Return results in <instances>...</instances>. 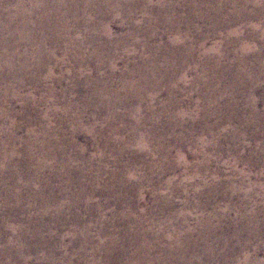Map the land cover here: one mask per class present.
<instances>
[{
  "label": "bare ground",
  "instance_id": "1",
  "mask_svg": "<svg viewBox=\"0 0 264 264\" xmlns=\"http://www.w3.org/2000/svg\"><path fill=\"white\" fill-rule=\"evenodd\" d=\"M96 1L100 0H0V13H2L3 17L0 19V106H9L12 108L17 101H22L24 113L21 112V116L26 123L32 125V128L27 130L23 137H20L18 133L21 127L13 122L16 112L14 113L10 110H2L0 112V119L5 121L0 126V157L4 162L3 165L0 164V197H3V202L0 204V214H7L6 216L9 220L14 218L17 212L25 215L28 214V216L26 215L28 220L25 222L26 230L23 229L21 232L17 231L18 234L14 240L22 242V244L26 243L25 248L29 251L38 249V246L43 248V250L41 249L43 252L53 251L57 246L62 247L64 245L63 235H51L47 238L48 240L43 237L44 230L52 231L59 225L57 222L47 225L44 223L45 218L48 216H58L66 208L71 209V207H74V203H70L73 196L80 197L76 194H81L93 182L100 181V178H90L85 171L84 168L88 162L85 159L86 148L78 142V137L82 132H86L87 134L94 133L96 128L94 122L96 120H102L106 123L99 130V134L103 141V147L109 150L110 153H116L118 150V142H115L116 139L115 141L114 139L112 140V135H118L120 137L119 140L125 142L121 139V135L126 131V124H128L130 127V137L138 139L135 150L138 152L151 151L154 154L160 152L162 154L165 152L162 144L164 141L162 142V140L166 139L165 136L171 135V129L173 134H175L176 129L173 126L177 128L183 127V125L178 123L184 117L190 116L189 111L191 105L195 108L201 107V104L198 106L200 102L203 104L198 115L205 120H209L212 116L220 115L219 120L212 124L207 123V127H205L207 133H210V137L214 141L229 136L231 140L238 142V140H245L250 135L249 128L252 125L248 123V117L238 122L237 125L239 127L241 126V129L243 127L245 128L243 129L244 131L241 130L240 132H236L235 130L237 129L228 120L225 106L234 105L237 99L244 100L240 110H248L250 113L249 118L255 119L256 121L260 119L259 111L256 108L260 104V101L256 98L255 93L257 92V86L261 85V81L264 78V53L262 52L264 48V25L255 23L247 26V29L243 30L236 27L229 32L228 28L238 26L245 20L257 19L260 13L264 11L263 9H259V11L251 10L249 12L245 8L248 3H251L249 0H244L242 8H238L240 4L239 0H229V3L234 6V11L231 15H226L224 13V5H218L219 3H216L220 0L216 2L208 0V5H212L215 2L217 6L213 9L211 8L208 14H206V10L203 11L205 13H201V17H198L199 21L201 19L205 25H208L207 31L202 32L203 30H200V28L192 29L191 21L187 18L188 16L186 17V13L197 8L199 5L207 4L206 2L201 4L197 2L198 0H192L191 4L187 5L184 0H161L157 6L153 7L154 0H101L103 3L102 7L99 8V10L102 9L100 12H103L101 17L106 19V14L112 13V21L114 23L119 20V22L128 24L127 26L130 27L129 30L132 31L131 33L129 32L128 34L114 38L111 25H101L99 23L97 26L95 14L93 13ZM253 3L260 5L261 0H255ZM153 9H168L176 13L170 21L168 19L172 30L171 32L174 36L170 40L168 39L169 41L165 42V44L155 46L150 45L149 42L139 44V42L134 40L130 48H127L125 44L131 39L133 33L140 30L143 27L142 25L145 24L150 25L152 28L151 32L149 30L150 39H163V35L155 30L160 24V20L143 19L142 21H136L138 10L150 11ZM199 10L201 11L202 7ZM223 16L224 21L222 22ZM71 22H73L72 27L70 26ZM182 25L185 26V34L180 29ZM80 31H83V35H78ZM192 32L195 35L193 38L191 36ZM223 32H227V37L223 39L225 42L223 47L226 46L227 49L226 57L224 58L222 56L214 60L216 64L214 63L211 70L212 77H207L206 79L200 75L198 76L195 83L202 87L203 94H200L197 99L195 98L196 100H192L191 92L193 91V86L191 89H188L186 86L187 72L185 65L193 62L196 72L202 71V66H205V64L211 65V60H209L210 55L219 52L220 47L215 46L209 48L207 47V42L211 37L218 36ZM255 32L260 33L257 35ZM249 35L255 39V42L251 43L253 45L255 44L253 47L248 45L250 43ZM15 37H17L16 40H20L19 43L16 40L12 41ZM21 43L26 44V46L20 50L19 44ZM45 46H50V50H47ZM87 48L92 49L89 55L90 62L92 63L86 69H82L85 65L84 63H87V60L84 61V57L79 59L77 55L80 53L83 54V51ZM55 49H60L63 55L61 63L59 64L65 65L66 63V65L70 64L71 67L63 72L59 79L54 77L55 68L53 66L47 68L48 63L55 58ZM139 49L141 51L138 54ZM71 53L75 57L70 58ZM133 54L137 57V61L134 60L133 62ZM29 57L37 61L38 66L36 69L38 71L43 70V68L47 69L44 77L39 78L30 72L28 65ZM250 58H254V60ZM224 60L228 62V66L223 64ZM250 60L252 61L250 62ZM119 63H123V68H119ZM59 64H56L57 68H59ZM16 70L20 71V73H16ZM103 70L105 72L101 74ZM203 71L205 72V70ZM54 78V86L47 88L45 93L41 95V98L32 96L29 86L41 83L43 80L51 79L54 81ZM65 79L73 80L74 87H80L79 84L82 85L85 88L86 95L79 101L73 102L71 90L66 89L60 94L56 90V86L64 83ZM5 84L6 86H3ZM241 90H245L246 93L243 94ZM163 93H165L166 99L155 110L153 107L157 105L159 97ZM183 93H190L188 96L190 97L189 102L187 99H182V96L180 97V94L182 95ZM240 95L241 98H239ZM262 95L264 96V93ZM54 98L60 100L59 106L54 104ZM52 99L53 107L50 108V112L46 113L43 117H38V114L34 110L37 108V105L47 104ZM87 109H92L90 110L91 113H85ZM72 111L74 113L70 115ZM142 113H146L147 116H142ZM155 113L158 115L156 121L154 123L150 122ZM31 114L33 117H31ZM11 118L12 120H10ZM51 118L55 123L57 132L55 138L51 137L52 130L47 125L48 120ZM84 123L87 124L86 128ZM118 123H122L121 126ZM148 124L150 126L147 132L145 135H141L139 132L140 126ZM257 126L260 128L257 130L258 132L260 131V136L263 139V124H258ZM214 130H218L217 135L212 134ZM159 131L160 135L158 136ZM250 138L255 139L252 136ZM149 139L155 140L156 147L152 150L145 151V142ZM174 139L178 143L181 141L178 137ZM171 140L173 139L171 138ZM199 140L202 141L203 139L200 138ZM236 149L237 146H234L231 152L237 153L238 150ZM255 150V153H261L258 156L263 158L252 159L250 166L257 167L264 165V149L257 146ZM70 151L73 152L71 157L66 155ZM167 154L163 153L162 155L166 157ZM38 155L41 156V159L37 161L38 169H34V158ZM210 159L205 158L197 163L198 168L205 167L210 162ZM50 162H54L55 164L53 165L51 163L50 166ZM117 162L120 161L118 160ZM75 166L76 169H80L81 171L79 178H74L71 173V170ZM167 169L173 170L172 167L162 168L160 172H164ZM221 170L219 171L221 172ZM6 171L7 175L3 176V172ZM47 173L49 175H46ZM263 174L264 167L262 173L255 177V182L248 185L249 192L256 193L258 190L264 192V182H261ZM238 175L239 181L246 178L245 173L242 171ZM68 177L71 180H68V184L64 186L63 180L69 179ZM133 177L131 174L127 175L126 179L122 177L123 179L121 181H117L119 186L116 185V187L121 188L122 186H126L127 183L129 184L131 182ZM46 178H49V181L53 179L56 185L52 186ZM193 179L194 177H186L184 182L187 183ZM144 181L140 179L136 186L141 187ZM172 182V179L167 180L168 188L172 187ZM240 184L242 185V183ZM36 185L40 187L37 190H35ZM199 186L200 184L195 187L194 191L196 195H200ZM73 187L75 190H72ZM21 189L28 191L29 195L27 199L36 201L29 202L28 206L23 210L20 209L22 202ZM46 190L49 191L48 194L45 193ZM54 190L59 191L57 195L68 198L69 201L62 202L61 204L52 203L56 201L52 200L55 197L54 195H56ZM232 191L234 190L232 189ZM213 196L212 194L211 197L210 195L208 197L212 198ZM249 202V198H245L237 208L226 205L225 209L221 211L215 208L213 215L202 214L203 216H200L197 220V225L200 234L199 241L201 242L199 243L200 246L202 245L198 251L200 250L202 252L201 254L197 255L195 253L197 251V245H199L197 241H191L188 238L191 234L190 229H186L184 233H181L178 229V232H180L179 236H183L182 240L175 236L172 238V241L169 240V244L171 245V250L174 249L175 252H181L182 256L178 254L167 255L162 263L264 264V259H260L258 256L264 251V201L261 202V206L254 207L249 206ZM187 204H190V201ZM207 206L208 203L200 207L202 212L208 210ZM162 207L160 206V208ZM232 211L236 212L237 217L235 219L230 217ZM138 214L136 213L135 216L122 214L127 221L122 229V235L111 233L103 239L101 236L105 235V232L101 231L102 234L99 236V241L97 245L95 243L96 246L94 245L95 249L98 251L106 250L105 253L110 254L112 253L111 251L115 246L116 240L122 239L123 242H128L129 244L136 240L138 242L135 243L139 244L138 249L144 250L146 248L144 240L152 237L151 230L154 226H157V221L153 220L148 228L138 231V228L142 225V220L140 219L142 216ZM141 214L146 215V211L143 210ZM187 216L189 217L185 211L178 215V217H182L185 221H187ZM175 218V215H171L168 220L170 224L174 225ZM16 229L17 227H14L8 220H1L0 242L15 243V241H10L9 238L4 237V234L8 236V233ZM75 229L69 234L72 239L75 238ZM135 230L138 231L137 235H135ZM80 233L82 235L79 239L81 244L89 239V229L82 227V229L80 228ZM47 242L53 248L50 247L49 250L44 249V243ZM253 242H259V245L254 248L253 245V247L251 246ZM55 243L57 244L56 246L54 245ZM174 245H177V248ZM65 246L66 248L70 247L69 245ZM250 251H253V253L252 256L248 257ZM1 252L5 253L6 251L0 250ZM193 253L195 255H192ZM184 256H188L189 261Z\"/></svg>",
  "mask_w": 264,
  "mask_h": 264
},
{
  "label": "rangeland",
  "instance_id": "2",
  "mask_svg": "<svg viewBox=\"0 0 264 264\" xmlns=\"http://www.w3.org/2000/svg\"><path fill=\"white\" fill-rule=\"evenodd\" d=\"M207 1L208 0H198L197 2L202 4L205 2L207 3ZM213 1L216 2L217 0H213ZM220 1H218L216 3H219L218 5H224V7H225L224 13L226 15H231L232 12L234 11V6H232L229 3V0H220ZM239 1H240V4H239L238 8H240V7L242 8V6L244 5V0H239ZM249 1L251 3H248L247 7H245L249 12H251V10L252 11H259V9L264 10V0H261L260 5H255L253 3V1H255V0H249ZM159 2H161V0H154L152 6L153 7L157 6L159 4ZM184 2L187 5H190L192 0H184ZM215 2H213L212 5L211 4L208 5V3L203 4L201 6L199 5V6H197V8H194V9H192V11L190 10L186 13V17L188 16L187 18L190 19V21H191V25L193 27L192 29H195V28L199 29L200 28V30H203L202 32L207 31L206 29H208V25H205L203 23V20H201V19L199 21L198 17H201V13L202 14L205 13V12L203 13V11L206 10V12H207L206 14H208L209 11L211 10V8L212 9L215 8L217 6V4H215ZM102 5H103V3L101 2V0L96 1L95 5H94L93 13L95 14V18H96L95 21L97 22V26L99 25V23H101V25L102 24L111 25L112 35H114L113 36L114 38H118L121 35L123 36L124 34H128L129 32L130 33L132 32L131 30H129L130 27L127 26L128 24H124L122 22H119V20L115 21L116 23H114L112 21V15H111L112 13H107L106 17H105L106 19L102 18L101 15L103 12H100V10H102V9L99 10V8L102 7ZM201 7H202V10L200 11L199 8H201ZM175 14L176 13H174L173 11H170L168 9H166V10H164V9H153L150 11L138 10L137 16H136V21H142L143 19H151V20L157 19L158 21L160 20V24L158 26L155 24L157 26V28H155V30H157L159 33H161L163 35V39H160V40L155 39V38L150 39L149 38V36H150L149 30L151 32L152 28L150 25L145 24V25H142L143 27H141L140 30L135 31L133 33L131 39L128 40V42L125 44V46L127 48L128 47L130 48V46L133 44L134 40L139 42V44L140 43L144 44L146 42H149L150 45H152V46L153 45L155 46L158 44H161V45L165 44V42L169 41L174 36V34L171 32L172 30H171V26H170L169 21L171 18H173L175 16ZM198 14H199V16H198ZM196 17H197V19H196ZM206 17H207V15H206ZM1 18H3L2 13H0V19ZM223 18H224V16L222 17V20H221L222 22L224 21ZM168 19H169V21H168ZM102 22H104V23H102ZM255 23H261L262 25H264V11H262L260 13L259 17L255 20L242 21L240 25L229 27L228 28L229 30L228 29H226V30H228V32H229V31L235 29L236 27L244 30V29L248 28L247 26H251L252 24H255ZM244 24H245V26H244ZM70 26L71 27L73 26V22H71ZM180 29L184 34L186 33L184 25H182V27ZM0 31H1V29H0ZM193 32L191 33L192 38L195 36L193 34ZM263 32H264V28H263ZM226 33L227 32H223V33L219 34L218 36L211 37L208 40L207 47L211 48V47L217 46V47H220V50H219V52L212 53L210 55L209 60H211V65L205 64V66L203 65L204 67L202 66V69L205 70V72L202 69H200V70H202L203 72L202 71L196 72L195 64L193 62L191 63V62L187 61L189 63H187L185 65V70L187 72L186 73L187 74L186 86L188 89H191L193 86V88H192L193 91L191 92L192 100H196L200 94L201 95L203 94L202 87L199 85H196V83H195L198 76L200 75L201 77H203V78L205 77L206 79H207V77L208 78L212 77L213 74L211 73V70H212L213 65L215 63L214 60H217V58L222 57V56L224 58L226 57V50L227 49H226V46L223 47V45L225 43L223 39L227 37ZM259 33L255 32V34H257V35ZM78 35H83V31L78 32ZM16 39H17V37L12 39V41H15ZM141 39H143V40H141ZM249 39H250V41H249L250 43L248 45L253 47L255 44L253 45L251 43H254L255 39H254V37H251L250 35H249ZM16 41L18 43L20 42V40H16ZM158 41H159V43H158ZM246 41H248V40H246ZM25 46H26V44L21 43V44H19V49L21 50ZM45 48L47 50H50V46H47V47L45 46ZM55 50H56L55 58L53 61L48 63L47 68H50L53 66L55 68L54 69L55 70L54 71V77L56 79H59L60 76L62 75V73L65 72L67 69H70L71 67H70V64H67V65H66V63H65V65L59 64V63H61L63 55H62L60 49H55ZM85 50L83 51V54L80 53L79 55H77V57L79 56V59L84 57L85 58L84 61L87 60V63H84L85 65L83 66L82 69H86L88 66L91 65L90 63H92V62H90L91 59H89V55L92 52V49L87 48ZM140 51L141 50L139 49L138 54L140 53ZM262 52L264 53V48H263ZM73 57H75V55H73L71 53L70 58H73ZM132 58H133L132 59L133 62H134V60L135 61L138 60L137 57L135 56V54H133ZM250 59L254 60V58H250ZM252 60H250V62ZM28 61H29L28 65L30 68V72L32 74H35L39 78H42L45 76V74L47 72L46 68H43V70L38 71L36 69V67L38 66L37 61L31 57H29ZM88 63H89V65H88ZM56 64H59V68L56 67ZM223 64H226V66H228V62L226 60H224ZM119 68L120 69L123 68V63H119ZM33 71H34V73H33ZM104 72H105V70L101 71V74H103ZM16 73H20V71L16 70ZM91 74H92V72H91ZM206 74H207V76H206ZM55 78H54V81H52L51 79L43 80V82H41V83L35 84L33 86H29V90L32 93V96L37 97V98H41V95H43L45 93L47 88L54 86ZM82 82H83V79H82ZM13 84H14V82H13ZM189 84H191V85H189ZM3 86H6V84ZM79 86L80 87H78V86L74 87L73 80L65 79L64 83H62L59 86H56V90L60 94H62L63 91L66 89L71 90L72 91V93H71L72 94V97H71L72 101L76 102V101H79L80 99H82L86 95L85 88L80 84H79ZM64 87H68V88H64ZM263 91H264V78L261 81V85L257 86V92L255 93L256 98L260 101V104H258V106H256V108L258 109L259 114H260L259 115L260 119L257 121L255 119L249 118L250 113L248 112V110H245V111L240 110L241 105H243V103H244V100H242V99H237L236 103L234 105H226L225 106L226 112L228 115V120L235 126V129H237V130H235L236 132H240L241 130L245 129L244 127H243V129H241V126L239 127L237 124L240 120L243 121V118L248 117V121H249L248 123H251L252 127L249 128L250 135L247 136L245 138V140H238V142H234L235 140L233 141V140H231V137L227 136L228 139H227V137H223L221 140L214 141V139H212V137H210V133H207L205 127H207V123L212 124V123H215L217 120H219L220 115L212 116L209 119L210 121L205 120L204 118H202L201 116L198 115L200 112L199 110L203 106V104L200 102L198 104V106L201 104V107L199 106V107L194 108V106L191 105L190 111H189L190 116L184 117L183 120L178 123V124L183 125V127L177 128V127L173 126V128L176 129L175 134H173V131L171 129L170 130L171 135L165 136L166 139L162 140V142L164 141L162 144L164 146V151H165L163 153L164 154L168 153L166 157L164 155H162L163 153L161 154L160 152L154 154L151 151H149V152L148 151L147 152H144V151L138 152L137 150H135V145L138 142V139L130 137V132H129L130 127L128 124H126V131L124 132V134L121 135V139H123V141H125V142H121V140H119L120 137L118 135H115V134L112 135V140L114 139V141H115V139H116L115 142L116 143L118 142L117 143L118 150L116 151V153H113V152L110 153L109 150H107L103 147L104 146L103 141L101 140V137L99 134V130L102 129L106 125V123L102 120H96L94 122L95 126H96L94 133L87 134L86 132H82V134L79 135V137H78V142H79V144L85 146V148H86L85 149L86 150L85 159H87L88 162H87V165H85V168H84L85 171L87 172V174L90 178H92V179H94L95 177L100 178V181L93 182V184L90 185V187H86L85 190H83L81 192V194H76V195H79L80 197L73 196V198L74 197L75 198L74 199L72 198L73 200L71 199L70 203L73 202L74 207H71V209L66 208L67 210L65 209L62 212V214H60L58 216H54V217L48 216L44 220V223L47 225H51L54 222L59 223V225L57 228H55L52 231L44 230L43 237H45L47 239L51 235H56V234L63 235V237H64L63 244L64 245H62V247L57 246L53 249V251H50L49 249L52 246L49 245L50 244L49 242H47V243H44V247H45L44 249L49 250V251L43 252L42 251L43 248H40L39 246H38V249H36L34 251H29L25 248L26 243L22 244V242L14 240L15 236L18 234V232H21L23 229L26 230L25 222L28 220V217H26V215L28 216V214L25 215L23 213L17 212L15 217L10 219V220L7 218V216H6L7 214L6 215L0 214V221L1 220L2 221L8 220L11 224L14 225V227L15 226L17 227V229L15 231H11L10 233H8V236L6 234H4V237H7V239L9 238L10 241H15V243L0 242V248H1L0 250L6 251L5 253H2V252L0 253V264H8V263H10V264H164V263H162V261L165 257H167V255L178 254L179 256H182L181 252H179V251L175 252L174 249L171 250V245L169 244V240L172 241V238H174L175 236L182 240L183 236L182 235L179 236L180 232H178V229L181 231V233H184L186 229H190L191 234L188 238L191 241H197V243L199 245H197L198 247H197V251L195 253L197 255L201 254L202 252L200 250L198 251V249L201 248L202 245L200 246L201 242L199 241L200 234H199V228L197 225V220L200 218V216H203L202 214H207V215L212 214L213 215V210L215 208L221 211V210L225 209L226 205H230L233 208H237L238 206L241 205L243 199H245V198H249V200L251 202V203L249 202V206H251V207L261 206L260 205L261 202L264 201V192L263 191H262L263 193L259 190L256 191V193H253L252 191L249 192V187H248V185L250 183L255 182V179H256L255 177H257L258 174L262 173V169L264 167V165L257 166V167H251L250 166L252 159H255V158L262 159L263 158L261 156H258L261 153L260 154L255 153L256 152L255 149L257 148V146H260L261 149L262 148L264 149V138L262 139V136H260V131L258 132V130H257L259 128L257 126L258 124H263V127H264V105H263L264 96L262 95L264 93ZM241 92L243 94L246 93L245 90H241ZM189 95H190V93L189 94L183 93L182 95L180 94V97L182 96L181 97L182 99L183 98H184V100L187 99V101L189 102V98H190V97H188ZM239 98H241V95ZM54 99H55L54 104L56 106H59L60 100L58 98H54ZM165 99H166L165 93L161 94V96L159 97V100L157 102V105H155L153 108L155 110H157L158 105H161L162 102L165 101ZM223 101H224V99H223ZM52 103H53V99L47 104L37 105V108L34 110L36 111V114H38V117H43L46 113L50 112V108L53 107ZM221 105H223V103H221ZM2 110H5V111L10 110V111H13L14 113L16 112L15 117L13 118V122L17 123V125H19V127H21L20 131L18 133V136L23 137L26 134L27 130L32 128V125L26 123L24 121L23 117L21 116V112L24 113V111H23L24 105H23L22 101H19V102L17 101L13 105L12 108L9 106H3V107L0 106V112ZM90 110H92V109H90ZM90 110L87 109L85 111V113H91ZM73 113H74V111L70 112V115H72ZM145 115L147 116L146 113H142V116L146 117ZM156 115L157 114L155 113V115L151 118L150 122L154 123L156 121V119L158 117V115L157 116ZM31 117H33L32 114H31ZM10 120H12V118ZM194 120H196V121H194ZM48 121L49 122H47V125L52 130L51 137L55 138L57 136V132L55 129V123H54L52 118L49 119ZM3 123H5V121L0 119V126ZM255 123H256V126H255ZM84 124H85L84 126L86 128L87 124L86 123H84ZM121 124L122 123H118L119 126H121ZM184 124H186V125H184ZM27 125H28V127H27ZM149 126H150L149 124L140 126L141 127L140 131H139L140 134L145 135ZM252 129H254V130L252 131ZM217 132H218V130H214V131H212V134L214 133V135H217L218 134ZM261 133H262V130H261ZM159 135H160V131L158 133V136ZM174 135H175V137H174ZM251 136L254 137L255 139H251L250 138ZM176 137L180 138L181 141L179 143L175 141L174 138H176ZM157 138H159V137H157ZM171 138L173 140H171ZM200 138L203 140L200 141L199 140ZM208 142L210 145L208 144ZM174 144L175 145L177 144V145L175 146ZM129 145H131V146H129ZM234 146H237V149H236V150H238L237 153L231 152ZM155 147H156L155 140L149 139L148 141L145 142L144 150L145 151L146 150H152ZM176 147H178V148H176ZM229 149H231V150H229ZM118 151H120V152H118ZM197 152H198V154H197ZM72 154H73V152L70 151L66 155L71 157ZM204 154H206V156H204ZM117 155H118V157H117ZM190 155H191V157H190ZM73 157H74V155H73ZM205 158H209V159L211 158L210 162L205 167L202 166V167L198 168L197 163H199L200 161H202ZM39 159H41V156H39V155L35 156L34 162H33V168L34 169H38V167H37L38 162L37 161H39ZM118 160L120 162H117ZM215 160H216V162H215ZM51 163L53 165L55 164L54 162H50L49 163L50 166H51ZM0 164L1 165L4 164L3 159L1 157H0ZM74 164H76V163H74ZM263 164H264V159H263ZM171 167L173 168V170L167 169L168 170V171L166 170L167 172L166 171L160 172L162 168H171ZM125 169H126V171H125ZM121 170H123V171H121ZM219 170H221V172ZM74 171H76V172H74ZM108 171H109V173H108ZM240 171L244 172L245 177H246L244 179H241L242 181H239V175L238 174ZM71 173H72L74 178H79V176L81 175L80 169H76V166L73 168V170H71ZM129 174H131L132 177L134 176L133 179L131 180V182L129 184L127 183L126 186H122L121 188L116 187V185H118L117 181H119V180L121 181V179H123L124 177H125L124 179H126V176ZM5 175H7V171L3 172V176H5ZM46 175H49V174L47 173ZM157 175H159V176H157ZM196 175H198V176H196ZM186 177H190V178L194 177V179L190 182L185 183L184 179ZM140 179L145 180L144 184H141V187H137L136 185L138 184V181H140ZM169 179H172L173 182H172V187L168 188L167 180H169ZM46 180L52 186L56 185V182L53 179H50V181H49V178H46ZM68 180H71V179L69 178L67 180H65V179L63 180L64 186H66L68 184V182H69ZM115 181H116V183H115ZM261 182H264V174L262 176ZM134 183H136V184H134ZM240 183H242V185ZM198 184H200V186L198 188L200 190V195H196L195 191H194L195 187ZM187 185H188V187H187ZM39 188H40L39 185L35 186V190H37ZM177 188H179V189H177ZM232 189L234 191H232ZM24 190L21 189L22 202L20 204V207H21L20 209H22V210L28 206L29 202H36L34 200L27 199L29 193H28V191H24ZM72 190H75L74 187L72 188ZM219 191H220V193H219ZM45 193L48 194L49 191L46 190ZM57 193H59V191L56 190L55 191L56 195H54L55 197L52 199V200H56V201L52 202V203L61 204L62 202L64 203L66 201H69L68 198H63V197H61V195H57ZM71 193H72V191H71ZM212 194L214 195L212 197L213 199L210 198L212 196ZM209 195H210V197H208ZM2 200H3V197H0V204L3 202ZM188 201H190V204H187ZM207 203H208V206H207L208 210L202 212L200 207L204 206ZM160 206L161 207L163 206V207L160 208ZM87 209H88V212H87ZM143 210L146 211V215L141 214ZM184 211L186 212V214L189 215V217L187 216L188 217L187 221L182 219L183 216L178 217V215H180V213L184 212ZM31 212H33V211H31ZM71 213H73V214L75 213V214L73 215ZM136 213L137 214L139 213L138 215L142 216V218H140L138 216L142 220V225L138 228V231L148 228V226L150 225V223L153 220L157 221V226H154V228L151 230L152 237L148 238L147 240H144V242H145L144 244L146 245V248L144 250L138 249L139 244L135 243V242H138L135 239H134L135 242H130V244L128 242H123L122 239H117L115 246H114L113 250L111 251L112 253H110V254L105 253L106 250H104V251L99 250L98 251L97 249H95V246L97 245V242L99 241V236H101V234H102L101 231L105 232V235L101 236V237H103V239H105L104 237L109 236L108 234H111V233H113L115 235H122L123 234L122 229L126 225V222H127L122 214L135 216ZM231 213L232 214L230 215V217L232 219H235L237 217L236 212L232 211ZM168 215H170V216H168ZM171 215H175V217H176L175 221H174V225L170 224V222L168 221L169 218L171 217ZM75 217H77V218H75ZM138 217H137V219H139ZM62 224H64V225H62ZM177 226H179L180 228ZM82 227H87L89 229V234H88L89 239L86 242L80 244L79 239L82 236L80 233V228L82 229ZM167 227H168V230H167ZM74 229L76 231L75 238H74L75 240L70 238V236H69V234L71 232H73ZM138 231L135 230V235L138 234ZM263 242H264V239H263ZM95 243H96V245H95ZM126 243H128V244L125 245ZM40 245H43V244H40ZM54 245L56 246L57 244L55 243ZM65 245H69L70 247L66 248ZM252 245L254 246V248H256L259 245V242H257V243L253 242V243H251V246ZM174 247L177 248V245H174ZM169 249H170V251H169ZM263 252H261L262 254L258 255L260 259H262V258L264 259V253ZM195 253H193L192 255H195ZM252 253H253V251H250L248 254V257L252 256ZM184 254H185V252H184ZM184 257L185 258L187 257L186 260L189 261L188 256H184ZM169 264H175V262L169 263ZM207 264H214V263H207Z\"/></svg>",
  "mask_w": 264,
  "mask_h": 264
}]
</instances>
